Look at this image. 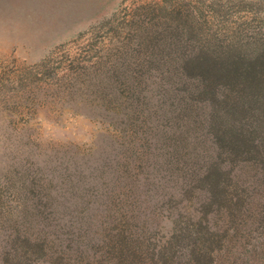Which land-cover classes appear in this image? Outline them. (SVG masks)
Instances as JSON below:
<instances>
[{
	"label": "rangeland",
	"instance_id": "374dc122",
	"mask_svg": "<svg viewBox=\"0 0 264 264\" xmlns=\"http://www.w3.org/2000/svg\"><path fill=\"white\" fill-rule=\"evenodd\" d=\"M211 38L264 42V0H0V264H264V203L247 199L264 198V161L224 175L243 204L201 203L206 223L203 191H181L148 153L149 97L170 96L159 83L182 79L165 70Z\"/></svg>",
	"mask_w": 264,
	"mask_h": 264
},
{
	"label": "trees",
	"instance_id": "16d2710c",
	"mask_svg": "<svg viewBox=\"0 0 264 264\" xmlns=\"http://www.w3.org/2000/svg\"><path fill=\"white\" fill-rule=\"evenodd\" d=\"M257 44L220 45L211 38L206 49L202 47L194 53V63L165 70V75L181 76L182 80H162L159 84L171 92L170 96L152 95L149 97L151 107L144 109L147 112L145 139L154 141L148 151L153 160L152 168L161 170L165 163L166 170L172 169L173 183L181 191L187 188L203 191L202 195H197L200 204L193 209V215L202 222L209 223L211 217L201 206L203 202L210 203L216 197L215 202L223 206L225 201L229 209L223 211L224 214L236 204L239 207L243 204L242 194L237 195L235 202L227 200L231 196L226 195L224 175L235 176L238 172L234 170L246 167V174L252 176L249 173H256L257 166L264 161V42ZM203 58V62L198 61ZM128 114L123 111L116 114L120 117L119 123L123 118V124L130 123L132 113ZM119 126L118 129L122 127ZM182 136L187 137L188 143L192 142L191 149L179 148L175 140ZM173 150H177L176 154H172ZM131 152L130 148L129 154ZM172 156L179 157L176 166H173ZM138 157L142 158L138 155L132 159ZM122 172V176L128 177L124 166L120 170L115 165L111 177L119 178ZM247 199L252 207H262L264 203L260 193L248 195ZM89 214L90 221L97 220L95 222L102 227L108 224V221L103 223L104 219L99 220L95 211ZM255 215L247 219L246 226L239 227L243 231L250 229L251 233L261 222L260 215ZM262 228L264 230V226Z\"/></svg>",
	"mask_w": 264,
	"mask_h": 264
}]
</instances>
